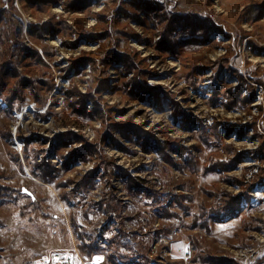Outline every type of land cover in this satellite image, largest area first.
<instances>
[{
	"label": "rangeland",
	"instance_id": "obj_1",
	"mask_svg": "<svg viewBox=\"0 0 264 264\" xmlns=\"http://www.w3.org/2000/svg\"><path fill=\"white\" fill-rule=\"evenodd\" d=\"M261 238L264 0H0V264H264Z\"/></svg>",
	"mask_w": 264,
	"mask_h": 264
},
{
	"label": "trees",
	"instance_id": "obj_2",
	"mask_svg": "<svg viewBox=\"0 0 264 264\" xmlns=\"http://www.w3.org/2000/svg\"><path fill=\"white\" fill-rule=\"evenodd\" d=\"M171 22H172V24H175L177 21H176V19H173ZM116 59L117 60H122L119 56L116 57ZM128 71H130L129 70V67H128ZM132 128H136V126H133ZM132 134H134V133L132 132ZM144 149H145L146 152L149 151L147 149V145L144 146ZM91 174L92 173H90L86 177H84V179L82 180V182L79 185V189L82 190L85 195H88L90 193V191H92L96 187L95 186L96 176H92ZM22 191L24 192V190H22ZM107 206H108V212H109L111 210V208H110V205L109 204H107Z\"/></svg>",
	"mask_w": 264,
	"mask_h": 264
},
{
	"label": "built area",
	"instance_id": "obj_3",
	"mask_svg": "<svg viewBox=\"0 0 264 264\" xmlns=\"http://www.w3.org/2000/svg\"><path fill=\"white\" fill-rule=\"evenodd\" d=\"M261 241H264V240H262V238L260 239ZM253 250H243L242 252H241V257H247V258H245V260H249L250 259V256H253ZM255 259V258H254ZM72 262V261H71ZM49 262H47V261H42V262H40V263H37V264H48Z\"/></svg>",
	"mask_w": 264,
	"mask_h": 264
},
{
	"label": "water",
	"instance_id": "obj_4",
	"mask_svg": "<svg viewBox=\"0 0 264 264\" xmlns=\"http://www.w3.org/2000/svg\"><path fill=\"white\" fill-rule=\"evenodd\" d=\"M24 193H27L28 195H30L34 199V196H33L31 191L24 189Z\"/></svg>",
	"mask_w": 264,
	"mask_h": 264
},
{
	"label": "snow or ice",
	"instance_id": "obj_5",
	"mask_svg": "<svg viewBox=\"0 0 264 264\" xmlns=\"http://www.w3.org/2000/svg\"><path fill=\"white\" fill-rule=\"evenodd\" d=\"M100 260H101V258L100 257H97L96 258V261H95V264H100Z\"/></svg>",
	"mask_w": 264,
	"mask_h": 264
},
{
	"label": "bare ground",
	"instance_id": "obj_6",
	"mask_svg": "<svg viewBox=\"0 0 264 264\" xmlns=\"http://www.w3.org/2000/svg\"><path fill=\"white\" fill-rule=\"evenodd\" d=\"M65 258V257H64Z\"/></svg>",
	"mask_w": 264,
	"mask_h": 264
}]
</instances>
